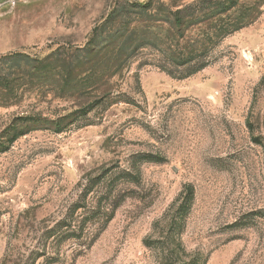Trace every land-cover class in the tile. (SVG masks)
<instances>
[{"label": "rangeland", "instance_id": "rangeland-1", "mask_svg": "<svg viewBox=\"0 0 264 264\" xmlns=\"http://www.w3.org/2000/svg\"><path fill=\"white\" fill-rule=\"evenodd\" d=\"M117 1L0 0V56L84 47ZM230 12L245 26L203 70L173 77L140 53L113 80L126 102L0 145V264H264V0H235ZM21 88L0 100V142L21 116L59 120L96 100ZM187 185L195 198L178 232L171 223ZM84 219L76 237H49L59 222Z\"/></svg>", "mask_w": 264, "mask_h": 264}, {"label": "trees", "instance_id": "trees-1", "mask_svg": "<svg viewBox=\"0 0 264 264\" xmlns=\"http://www.w3.org/2000/svg\"><path fill=\"white\" fill-rule=\"evenodd\" d=\"M235 0H193L185 4H170L165 0H119L107 16L94 28L84 47L59 46L44 57H31L20 53L0 56V100L9 101L21 97L23 85L35 86L39 92H49L56 97H95V102L76 113L59 120L41 116H21L7 127L1 150L7 149L19 137L37 125L54 123L60 129L63 120L72 122L84 119L96 105L109 106L115 100L127 101L121 92L116 93L113 80L121 75L140 53L146 63L154 61L173 77L186 78L203 70L210 62L215 46L228 35L245 26L243 20L231 14ZM207 27L200 37H189L194 27ZM4 65L17 69L14 74L6 72ZM19 69L26 70L18 76ZM14 70V71H15ZM93 100V101H94ZM97 101V102H96ZM19 121V122H18ZM3 137V138H4ZM2 138V137H1ZM6 143V144H5ZM148 160L160 161L156 156ZM129 174V171H125ZM91 191V190H89ZM195 198L193 185H187L182 194L171 223L172 230H181ZM79 204L74 208L79 210ZM117 205L106 212L107 224ZM100 207L94 217L102 216ZM93 218H89V221ZM88 220L72 227L67 220L59 222L50 230L49 237L67 240L83 231ZM184 264H199L193 258Z\"/></svg>", "mask_w": 264, "mask_h": 264}]
</instances>
